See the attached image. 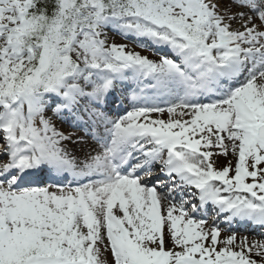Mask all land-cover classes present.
Wrapping results in <instances>:
<instances>
[{
  "label": "snow or ice",
  "instance_id": "snow-or-ice-1",
  "mask_svg": "<svg viewBox=\"0 0 264 264\" xmlns=\"http://www.w3.org/2000/svg\"><path fill=\"white\" fill-rule=\"evenodd\" d=\"M233 225L264 229V0H0V264H264Z\"/></svg>",
  "mask_w": 264,
  "mask_h": 264
},
{
  "label": "bare ground",
  "instance_id": "bare-ground-1",
  "mask_svg": "<svg viewBox=\"0 0 264 264\" xmlns=\"http://www.w3.org/2000/svg\"><path fill=\"white\" fill-rule=\"evenodd\" d=\"M68 147L73 152V154H75L77 156H81L82 155L81 145H74L71 142H69L68 143ZM85 147H93V146L87 142V145Z\"/></svg>",
  "mask_w": 264,
  "mask_h": 264
},
{
  "label": "rangeland",
  "instance_id": "rangeland-1",
  "mask_svg": "<svg viewBox=\"0 0 264 264\" xmlns=\"http://www.w3.org/2000/svg\"><path fill=\"white\" fill-rule=\"evenodd\" d=\"M112 34L114 35V33H112ZM213 159L216 161L217 166L220 167V166L225 165L228 160H233L234 158L231 155H229L228 157L214 156ZM254 258H256V257H254Z\"/></svg>",
  "mask_w": 264,
  "mask_h": 264
}]
</instances>
